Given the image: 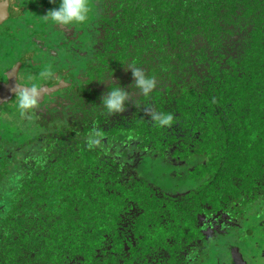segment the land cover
<instances>
[{"label":"trees","instance_id":"16d2710c","mask_svg":"<svg viewBox=\"0 0 264 264\" xmlns=\"http://www.w3.org/2000/svg\"><path fill=\"white\" fill-rule=\"evenodd\" d=\"M94 1L90 24L54 36L13 28L0 0V264H245L243 221L264 204V0ZM27 33L34 49L16 53ZM49 57L54 78L23 118L14 91ZM129 64L155 78L149 96ZM112 84L130 99L108 115Z\"/></svg>","mask_w":264,"mask_h":264},{"label":"clouds","instance_id":"9594fccd","mask_svg":"<svg viewBox=\"0 0 264 264\" xmlns=\"http://www.w3.org/2000/svg\"><path fill=\"white\" fill-rule=\"evenodd\" d=\"M91 5L89 0H59L58 6L50 9L45 15L46 22L53 26H69L84 24L89 20ZM134 77V87L143 96H149L156 88V80L148 74L144 68L129 64ZM53 76L52 70L46 69L41 72L38 79L28 77L25 85L14 91L16 97V108L23 118H30L31 114L39 107L41 100V80H47ZM130 99L129 91L112 84L106 95L102 97V108L108 115L124 111ZM149 118L157 123L159 127H168L173 123L174 115L167 112L146 110ZM104 133L93 131L88 134L87 147L95 149L102 146Z\"/></svg>","mask_w":264,"mask_h":264},{"label":"rangeland","instance_id":"374dc122","mask_svg":"<svg viewBox=\"0 0 264 264\" xmlns=\"http://www.w3.org/2000/svg\"><path fill=\"white\" fill-rule=\"evenodd\" d=\"M16 1L17 0H11V6H10V10H9V12H10L9 25H11L13 28H16V25H19L20 28H24L25 31H28L29 34L34 33V31H35V33L38 32L40 34L41 33L46 34L49 31H51V32H54V36L58 35V32L61 30L62 26H57V28H56L51 23L46 22L44 19V15L46 14L44 9H42L40 7H36L34 4H31L30 0H19L20 1L19 4H16ZM95 3L96 2L94 0H89V4L91 5V12H90L89 20L85 23L86 25L90 24V22L96 17V14H95L96 13L95 12V6L96 5H95ZM26 24H28L30 27L28 30L25 27ZM28 33L23 40H20L17 43L16 53L20 52L21 46H23V48H26L25 44H28L29 48L31 50L34 49L33 44L31 42H29ZM60 33H62V32H60ZM2 51L0 50V52H2ZM2 53H4V52H2ZM9 53H10L9 50H7L2 55L3 56L2 60L0 57V61H3V63H5L4 61L7 60V56L9 55ZM54 64H55V60L53 58L49 57V60L46 63L44 62L43 69L44 70L49 69V67L54 66ZM0 65H1V67L3 66V64L1 62H0ZM53 78L54 77L52 76L51 79H53ZM14 103L15 102H12L11 104L7 105V108L10 107ZM187 185H190V183H187ZM169 187L172 189L174 188L173 185H168V188ZM262 206H264V204ZM262 206L256 205L254 210H252L254 212V214H260V215H258L257 220H254V217H253L249 220L248 223H247V219H244V221H243V224H244L243 227L245 226L244 229H247L249 227H254V230H255L254 231L255 236L253 237V239L250 240L251 246L248 244L249 240L247 242L246 238L242 237V240L240 242L241 247L238 248V249H240L239 256L242 257L243 259H247L246 262H249L250 264H264V239H263V242H261L262 245L260 244L259 248L256 251H254L255 250L254 248L258 246L257 241L262 239V236L260 235V233H261L262 229H264L262 224L259 223L261 221V218L264 217ZM249 215H250V213H248V212H246L244 214L245 217L249 216ZM263 225H264V222H263ZM242 231H241V228H239L238 231H236L235 229L232 230L229 238H231L233 235H236L235 232H242Z\"/></svg>","mask_w":264,"mask_h":264},{"label":"flooded vegetation","instance_id":"af4514ba","mask_svg":"<svg viewBox=\"0 0 264 264\" xmlns=\"http://www.w3.org/2000/svg\"><path fill=\"white\" fill-rule=\"evenodd\" d=\"M19 0H17L16 1V4H19ZM37 3H39V1L38 0H36L34 3H31V4H37ZM36 6V5H35ZM2 83V82H1ZM214 221H215V224H214V230L215 231H219L220 230V227H218L217 225H219L222 221V227L224 226V223L225 222H227V223H233L234 222V217L233 216H229V214H224L223 215V220L222 219H220V218H218L217 219V217H215V219H214ZM206 232L208 233V234H210V235H212L213 233H212V230L211 229H208V230H206ZM254 249H258L257 247H255ZM243 260H244V263L245 264H250L249 262H246V260L247 259H243L242 257H240V261H242L243 262Z\"/></svg>","mask_w":264,"mask_h":264},{"label":"water","instance_id":"95a60500","mask_svg":"<svg viewBox=\"0 0 264 264\" xmlns=\"http://www.w3.org/2000/svg\"><path fill=\"white\" fill-rule=\"evenodd\" d=\"M6 15H7V10L0 2V21H2Z\"/></svg>","mask_w":264,"mask_h":264}]
</instances>
